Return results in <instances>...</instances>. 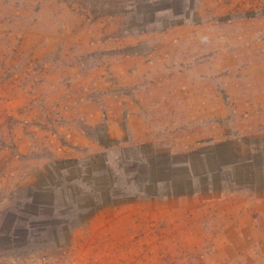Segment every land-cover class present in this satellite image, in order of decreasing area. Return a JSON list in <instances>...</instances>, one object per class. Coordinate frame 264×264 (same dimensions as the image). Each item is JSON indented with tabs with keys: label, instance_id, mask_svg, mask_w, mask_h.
Here are the masks:
<instances>
[{
	"label": "rangeland",
	"instance_id": "obj_1",
	"mask_svg": "<svg viewBox=\"0 0 264 264\" xmlns=\"http://www.w3.org/2000/svg\"><path fill=\"white\" fill-rule=\"evenodd\" d=\"M253 154L255 179L192 189L243 209L264 193V0H0V264H249L221 256L220 217L187 224L145 175ZM248 223L242 250L264 251ZM187 229L207 238L191 253Z\"/></svg>",
	"mask_w": 264,
	"mask_h": 264
},
{
	"label": "crops",
	"instance_id": "obj_2",
	"mask_svg": "<svg viewBox=\"0 0 264 264\" xmlns=\"http://www.w3.org/2000/svg\"><path fill=\"white\" fill-rule=\"evenodd\" d=\"M183 165L186 167L189 164L185 161ZM208 171L209 170L206 168L203 173L208 174ZM174 172L172 170V175ZM189 178H191L190 172ZM235 188L238 191L240 190L238 187ZM213 192H220V194H216L214 196ZM223 192V190L218 191L216 188L205 187L203 190L200 188L199 191H190L186 195L174 197L172 202L175 207H178L183 203H187V224L190 225L196 223L200 227V223L202 220L204 221V217L208 218L214 213L217 218L220 217L219 221L223 223V228L220 231L222 246L219 247V249H223L221 251V256H227V258L234 260L236 255H242L245 260L249 261V264H257L256 259L260 258L261 263L264 264V251L260 252L252 249L242 250V247H244L243 241L251 239V232L245 228L247 226L241 228V226L237 224L243 215L244 218H248L249 220V228L252 229L254 226L261 224L263 231L255 232L253 237L257 239H264V193L255 194L254 199L247 202V208L243 209L242 206H244V204H241L243 202L240 200L227 199ZM257 204L261 207L259 212H256L254 208ZM225 222H230L232 225L225 228ZM249 224H252V227ZM194 227H196V225ZM201 230L202 229L200 227V231ZM193 231V229H187V253H191L194 249L202 247L203 242L207 239L205 234H202L200 231L198 232L199 236H197L196 231H194L195 234H192ZM248 248H250V246Z\"/></svg>",
	"mask_w": 264,
	"mask_h": 264
},
{
	"label": "trees",
	"instance_id": "obj_3",
	"mask_svg": "<svg viewBox=\"0 0 264 264\" xmlns=\"http://www.w3.org/2000/svg\"><path fill=\"white\" fill-rule=\"evenodd\" d=\"M242 139L244 138H247L246 137H241ZM213 140H215L213 138ZM213 144L217 145V146H221L222 143H219L218 142H215V141H212ZM197 150L193 149L191 151H187V155L188 156H191L190 154H192L193 152H195ZM232 150L228 149L226 150V153H229L232 155L231 153ZM198 152V151H197ZM196 154H199L198 157L200 158H205L208 160L209 156H205L203 155L201 152L199 153H196ZM212 155V154H211ZM258 155H252V156H249V158H247L246 160H236V161H229L227 162L225 159L223 160H220L219 156L216 158L217 159V162H216V165L213 164L212 167L210 168L211 170V173L208 172V174H205L203 173V171H201V169H195L196 165L198 166V164L194 163V161H192L190 158H187V163L189 164L187 167V170H188V173L190 172V177L189 178V175L187 176V183L185 182H179L177 185H173V176H172V168H171V163H167L166 161L164 162H161V161H153V160H148L146 162V165H147V169H149L147 172H146V184L147 185H158L159 183H171V187L172 189L174 190V193L178 196H181V195H186L187 193H189L190 191H194V189H192V184H193V180H196V179H205V180H208L210 179L212 182H213V177L217 172L218 169H230L232 170L233 172L234 171H239L242 173L243 177H249L250 179L256 177V171L254 170V168H256V157ZM211 159H214V156H211ZM210 163V161H208ZM217 163H221L219 164L218 168H217ZM210 165V164H209ZM247 169L248 168V171L244 170V169ZM206 169V168H205ZM198 171V172H197ZM243 179H237L236 178V175H229V178H228V182L229 183H233L234 185H236V187H240V188H246L248 189L252 194H255L257 193V189H256V186L254 184H252L251 182H244L242 181ZM226 182V183H228ZM212 184V183H211ZM100 195V199H102V195ZM148 195H153V194H148Z\"/></svg>",
	"mask_w": 264,
	"mask_h": 264
}]
</instances>
